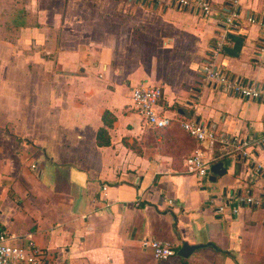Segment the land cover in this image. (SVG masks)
<instances>
[{"label":"crops","instance_id":"obj_1","mask_svg":"<svg viewBox=\"0 0 264 264\" xmlns=\"http://www.w3.org/2000/svg\"><path fill=\"white\" fill-rule=\"evenodd\" d=\"M152 1L0 0V229L9 245L33 241L43 264H264V209L215 212L224 192L264 195V147L250 164L217 160L226 173L211 182L187 172L199 143L180 128L264 135V101L228 95L201 73L211 61L264 91L258 27L244 20L264 21V0H207L209 16ZM234 10L240 56L214 55ZM139 85L161 89L171 127L142 123L131 102ZM144 239L176 255L157 262ZM184 242L201 247L183 259Z\"/></svg>","mask_w":264,"mask_h":264},{"label":"built area","instance_id":"obj_2","mask_svg":"<svg viewBox=\"0 0 264 264\" xmlns=\"http://www.w3.org/2000/svg\"><path fill=\"white\" fill-rule=\"evenodd\" d=\"M173 3L180 8H196L206 16L211 14V7L207 0H174ZM240 20V14L236 10L227 14L221 30V41L216 43L213 50L214 55L221 52L222 41L226 40V34L237 28ZM244 20L246 24L258 27L259 41L253 53V59L256 64L264 66V21H258L253 16H247ZM211 56L213 57V54ZM201 73L207 85L228 95L247 101H264L262 89L225 76L211 61L202 65ZM162 96L159 87L139 85L131 89V102L134 111L145 126L156 131L167 128L172 122L171 119L161 115L158 111V103ZM180 128L186 135L199 143V148L184 160L187 172L197 178L207 177L210 166L219 159H238L250 164L254 162L255 151L264 147V135L258 137L226 135L198 122H181ZM210 201L213 204L215 198ZM244 208L264 209V195L255 197L249 192L245 194L239 191L224 192L223 198L216 205L215 212L224 213L229 210L231 214L237 216ZM141 247L149 251L157 262L168 261L176 255L171 245L157 240L144 239L141 241ZM43 263V250L37 247L33 241L29 239L25 248L9 245L5 232L0 229V264Z\"/></svg>","mask_w":264,"mask_h":264},{"label":"water","instance_id":"obj_3","mask_svg":"<svg viewBox=\"0 0 264 264\" xmlns=\"http://www.w3.org/2000/svg\"><path fill=\"white\" fill-rule=\"evenodd\" d=\"M138 0H136V3ZM142 4H145V1L142 2ZM150 6V3L148 4ZM177 8H180L177 6ZM186 9V8H184ZM225 39L232 43V47L228 46H222L221 53L223 55L229 56L231 58L237 59L240 56V52L242 50V47L244 45V38L232 33L226 34ZM225 76L228 77V74H225ZM231 79L234 77L231 76ZM229 165V163H227ZM226 173V165L224 162H217L210 166L209 169V181L214 182L217 177H221ZM201 245H188L187 243H183L179 251L177 252V256L183 259L188 258L196 249L200 248Z\"/></svg>","mask_w":264,"mask_h":264},{"label":"trees","instance_id":"obj_4","mask_svg":"<svg viewBox=\"0 0 264 264\" xmlns=\"http://www.w3.org/2000/svg\"><path fill=\"white\" fill-rule=\"evenodd\" d=\"M153 2V1H152ZM154 4H156V2L154 1L153 2V5ZM173 125V121L170 123V125L167 127V128H169V127H171ZM166 129V128H165ZM162 130H164V129H162ZM162 130H157V131H162ZM155 132H156V130H154ZM103 132H104V130H100L99 132H98V135H97V144L98 145H101V141H100V137H101V134H103ZM188 136V135H187ZM189 137V136H188ZM188 157V156H187ZM187 157H185V159L187 158ZM184 159V160H185ZM223 160H225V159H223ZM173 229H174V232L177 234V229H176V225H175V223L173 224ZM219 252H221L220 250H218ZM223 254H225V255H228V256H230V254L229 253H227V252H222Z\"/></svg>","mask_w":264,"mask_h":264},{"label":"rangeland","instance_id":"obj_5","mask_svg":"<svg viewBox=\"0 0 264 264\" xmlns=\"http://www.w3.org/2000/svg\"><path fill=\"white\" fill-rule=\"evenodd\" d=\"M154 1H156V0H154ZM154 1H153V2H154ZM153 2L151 3L152 5H153ZM152 131H153V130H152ZM153 132H155V131H153Z\"/></svg>","mask_w":264,"mask_h":264}]
</instances>
